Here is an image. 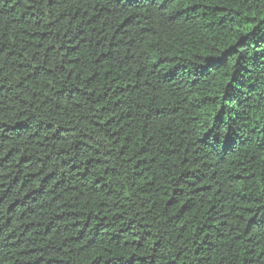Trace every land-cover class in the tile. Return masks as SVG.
<instances>
[{
  "label": "trees",
  "instance_id": "trees-1",
  "mask_svg": "<svg viewBox=\"0 0 264 264\" xmlns=\"http://www.w3.org/2000/svg\"><path fill=\"white\" fill-rule=\"evenodd\" d=\"M0 264H264V0H0Z\"/></svg>",
  "mask_w": 264,
  "mask_h": 264
}]
</instances>
